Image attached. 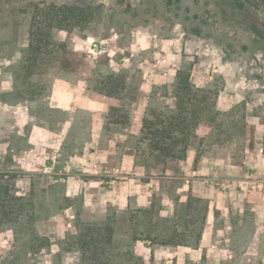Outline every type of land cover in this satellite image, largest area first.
Wrapping results in <instances>:
<instances>
[{
  "label": "rangeland",
  "instance_id": "obj_1",
  "mask_svg": "<svg viewBox=\"0 0 264 264\" xmlns=\"http://www.w3.org/2000/svg\"><path fill=\"white\" fill-rule=\"evenodd\" d=\"M31 1L103 2L106 14L93 28L54 30V38L67 44L79 65L74 72L50 74L46 94L28 100L20 95L23 86L18 70L28 41ZM1 7L0 174L14 181L16 195L32 196V226L38 237L16 235L10 227L0 231V264H81L75 239L69 236L75 231L77 217L87 222L104 217L85 207L81 195L67 196L66 184L73 170L82 178L92 176L89 173L95 169L94 163L84 157L92 149L90 126L97 124L99 144L106 146L113 136L109 119L112 106L99 108L96 120L85 106L66 108L60 100L49 97L68 96L67 91L55 87L58 81L67 80L71 88L84 95H95L88 84H94L97 75L120 68L127 75L126 106L137 104L141 80L152 77L157 83L149 90V105L158 108L173 104L176 73L189 68L190 80L196 86L218 90L217 107L226 111L219 126H199L189 148L210 157V164L219 166L222 177L234 179L241 178L250 163L246 150L256 153L264 149V1L7 0ZM93 41L103 44L96 58L88 56ZM164 74L173 79L169 86L159 82ZM72 115L73 123L65 124ZM120 150L111 155L110 164L97 169L102 185L108 186L109 170L118 161ZM232 170L238 174H231ZM180 182L165 183L171 196H177ZM251 204H256L257 210L248 208ZM215 205L219 206L214 208L216 239H231L232 249H246L252 239H257L256 259L242 262V253H238L224 259L219 255V260L212 256L208 261L203 255L195 264H264L263 198L246 200L237 192L220 194ZM112 212V208L107 209V214ZM126 216L117 213L120 246L130 239ZM29 239H39L37 243L43 242V246L33 249ZM144 261L152 264L148 258Z\"/></svg>",
  "mask_w": 264,
  "mask_h": 264
},
{
  "label": "trees",
  "instance_id": "obj_2",
  "mask_svg": "<svg viewBox=\"0 0 264 264\" xmlns=\"http://www.w3.org/2000/svg\"><path fill=\"white\" fill-rule=\"evenodd\" d=\"M0 0V11L3 10ZM264 1V0H261ZM106 5L103 2H55L29 3L28 41L19 62L18 78L23 99L33 100L44 96L49 87L50 74L74 72L79 62L71 55L67 44L54 38V30L71 32L95 27L104 20ZM88 88L98 94L115 98L120 106L110 108L112 124H128L125 92L127 75L123 69L110 70L97 75ZM173 104L158 108L147 107L140 132L128 134L123 149L135 156L136 164L146 167L165 163L167 160H183L187 156L191 140L199 126L213 129L226 111L217 107L218 90L198 87L190 80L189 68L179 69L172 85ZM213 137V131L208 138ZM0 174V231L11 228L17 234L38 237L34 221L32 196L16 195L14 181ZM164 206L161 197L152 195L149 206L130 207L127 214L130 239L120 246L116 239L117 213H108L97 221H82L79 216L70 238L80 252L81 264H145L144 255L137 244L197 246L202 236L208 203L191 193L185 200L174 197V210L161 214ZM39 239H29L31 248L42 247ZM44 239H41V241Z\"/></svg>",
  "mask_w": 264,
  "mask_h": 264
},
{
  "label": "crops",
  "instance_id": "obj_3",
  "mask_svg": "<svg viewBox=\"0 0 264 264\" xmlns=\"http://www.w3.org/2000/svg\"><path fill=\"white\" fill-rule=\"evenodd\" d=\"M167 74V73H166ZM166 74L160 75L159 82L169 86L172 82V77ZM157 81L152 77H144L141 80V92L136 100L135 106L128 108L130 122L128 124H112L113 136L107 139L106 146L99 144V130L97 124L94 127L90 126V142L91 150L85 153V158H89L94 164L108 165L110 164L111 155L119 152V158L116 164H112L110 168V176L119 177V182L116 186L110 188L102 185V179L96 176L97 171L91 170L89 178H82L79 171H72L68 175L66 184L67 196L81 195L83 205L89 207L97 215L103 214L105 217L107 209L112 208L116 213H126L131 207L149 206L152 200V195L155 193L161 197V203L164 208L160 211L161 214L167 215L174 210V197L169 193V188L165 183L180 179L179 186L176 187V194L179 199L185 200L187 194L191 193L197 197H201L208 203V212L206 222L202 232L201 239L197 246L187 245H144L137 244V249L143 253L144 258H148L152 264H195L199 262L203 255L208 258V261L215 256L222 259L228 256L232 258L234 254L242 253V262L254 261L257 254V239H252L246 249L230 248L231 239L225 238L224 241L216 239L214 235V208L215 197L222 195H233L239 193L246 200H255L260 197L264 200V195L258 192L243 193L235 187L227 191L217 189L212 182L214 173L221 176L220 168L216 164H210L211 158L202 156L195 149L189 148L187 156L183 160H167L165 163L157 164L156 166L146 167L136 164L134 153L128 148L123 149V143L128 134L137 135L140 132L142 125V117L149 107L152 93L149 92L152 86ZM70 82L61 80L56 83L55 87L67 91L68 96H56L52 94V101L60 100L66 108L76 110L77 108H88L92 120H96L99 108L104 110L105 104L110 106H120V101L115 98H110L101 94H92L83 91H77L70 87ZM69 92V93H68ZM72 92V97H69ZM64 93V92H63ZM87 99V103L82 101ZM72 115L65 124H72L74 120ZM94 122V121H93ZM94 123H97L96 121ZM206 129H210L206 127ZM247 149L246 151H248ZM259 162L264 163V155L259 156ZM171 163V164H170ZM231 174H238L237 171H230ZM235 180L234 178L227 177ZM256 204L248 206L250 209L257 210ZM223 208H229L223 205ZM218 256V257H217ZM243 264V263H242Z\"/></svg>",
  "mask_w": 264,
  "mask_h": 264
},
{
  "label": "built area",
  "instance_id": "obj_4",
  "mask_svg": "<svg viewBox=\"0 0 264 264\" xmlns=\"http://www.w3.org/2000/svg\"><path fill=\"white\" fill-rule=\"evenodd\" d=\"M103 51V44L97 41L91 43L89 57L96 58ZM249 154L250 163L247 165L244 175L239 179H230L222 177L218 173L212 176L213 185L222 191H227L232 187L243 193L258 192L264 195V163L259 162V156L264 155V149L259 148L257 152L247 151ZM95 170L101 171V165L93 164ZM106 172V170H104ZM119 177L111 175L108 180L110 188L116 186L119 182Z\"/></svg>",
  "mask_w": 264,
  "mask_h": 264
}]
</instances>
